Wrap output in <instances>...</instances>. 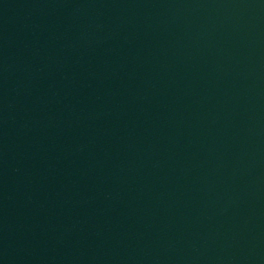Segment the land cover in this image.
Listing matches in <instances>:
<instances>
[{
  "label": "water",
  "instance_id": "obj_1",
  "mask_svg": "<svg viewBox=\"0 0 264 264\" xmlns=\"http://www.w3.org/2000/svg\"><path fill=\"white\" fill-rule=\"evenodd\" d=\"M0 264H264V0H0Z\"/></svg>",
  "mask_w": 264,
  "mask_h": 264
}]
</instances>
